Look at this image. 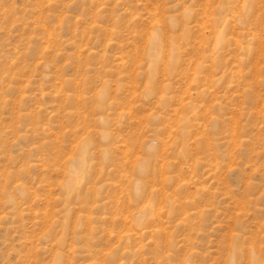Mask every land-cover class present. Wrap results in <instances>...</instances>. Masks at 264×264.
I'll use <instances>...</instances> for the list:
<instances>
[{
	"label": "rangeland",
	"instance_id": "374dc122",
	"mask_svg": "<svg viewBox=\"0 0 264 264\" xmlns=\"http://www.w3.org/2000/svg\"><path fill=\"white\" fill-rule=\"evenodd\" d=\"M0 264H264V0H0Z\"/></svg>",
	"mask_w": 264,
	"mask_h": 264
}]
</instances>
